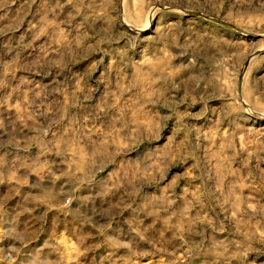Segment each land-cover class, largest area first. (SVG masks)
<instances>
[{"label":"rangeland","instance_id":"obj_1","mask_svg":"<svg viewBox=\"0 0 264 264\" xmlns=\"http://www.w3.org/2000/svg\"><path fill=\"white\" fill-rule=\"evenodd\" d=\"M0 264H264V0H0Z\"/></svg>","mask_w":264,"mask_h":264}]
</instances>
